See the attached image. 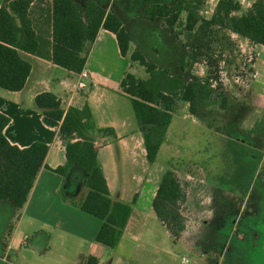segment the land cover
I'll use <instances>...</instances> for the list:
<instances>
[{"label":"crops","instance_id":"crops-1","mask_svg":"<svg viewBox=\"0 0 264 264\" xmlns=\"http://www.w3.org/2000/svg\"><path fill=\"white\" fill-rule=\"evenodd\" d=\"M87 1L80 0L84 8ZM95 1L122 19L131 36L127 55L122 54L116 33L101 28L97 38L87 44L88 57L83 69L91 74L88 87L79 88L78 72L56 64L49 56L28 52L23 55L31 62L32 69L25 87L18 91L0 87V112L10 118L4 129L9 141L21 148L36 141L44 142L49 147L45 165L38 173L26 204L18 208L11 200L0 199L2 208L19 214L17 226H12L7 241L1 246H4L6 252L21 250L24 246L30 248L37 262L30 261L29 264H42V261L47 264H87L90 257L96 258L98 264H175L172 262L176 246L173 242L191 244L207 228L203 223L191 228L187 225L182 236L175 240L157 216L153 200L165 173L160 176L150 171V165L155 162L150 163L147 159L143 133L131 97L123 90L121 83L128 72L141 79L149 77L145 66L132 59V54L137 49L150 62L170 69H182L180 60L186 51L180 37L171 29L165 17L149 19L145 17L144 10H140L145 27L160 31L158 35L161 37H155L151 47L146 49L135 37L131 22L114 5L113 0ZM151 1L175 4L178 0ZM238 1L243 10H248L256 0ZM3 2L4 0H0V5ZM218 2L219 0H205L201 14H206V18L211 17ZM36 5L50 10L52 0H39ZM49 30L51 31L50 28ZM228 34L237 42V46L260 52L256 63L258 81L254 88L247 90L253 97V105L251 104L249 113L242 115L247 120L264 111V45L231 30H228ZM45 52L50 53V48L45 49ZM202 71L205 72L203 66ZM42 92L55 94L65 111L70 107L83 111L84 119L89 125L86 133L94 142L102 143L95 146L109 184L111 198L113 202L131 205V212L121 228V236L115 247L97 240L103 220L81 208V203L89 192V188L83 184L84 170L74 165L64 176L48 168L65 165L67 155L66 145L60 134L62 120L49 117L36 103L37 95ZM222 110L227 111L225 108ZM228 114L233 126L242 119L241 115L239 117L232 111ZM197 116L207 118V112L202 109ZM205 122L211 128L207 119ZM244 132L243 129L234 128L237 135ZM135 168L143 174L137 173ZM144 185L146 188L143 191ZM156 222H160L166 230V237L158 238ZM29 228L33 235L30 242L27 239L29 233L25 232ZM162 252L167 257L160 256ZM242 258L241 255L229 259L222 256L213 264H239ZM184 260L187 261L185 258Z\"/></svg>","mask_w":264,"mask_h":264},{"label":"trees","instance_id":"trees-1","mask_svg":"<svg viewBox=\"0 0 264 264\" xmlns=\"http://www.w3.org/2000/svg\"><path fill=\"white\" fill-rule=\"evenodd\" d=\"M37 1L4 0L0 5V87L13 91L25 87L32 65L24 52L49 56L56 64L80 73L87 62V44L97 38L101 28L116 33L121 52L127 55L131 36L126 26L118 14L107 11L97 1L88 0L84 8L80 0H52L50 10L37 7ZM204 1L154 2L144 9V15L153 20L165 17L174 31L181 14L187 12L189 29L200 24L199 28L205 32L217 26L264 45V0H256L248 10H243L238 0H219L209 19L200 15ZM47 48L50 53L45 52ZM132 59L145 66L149 77L141 79L128 72L121 84L131 97L150 163L156 161L166 140L177 99L187 101L193 114L197 113L199 105L219 104L227 108V95L196 75L190 79L174 75L168 67L150 62L138 49L133 52ZM36 103L49 117L62 120L60 134L66 145L67 163L48 168L64 176L74 165L84 170L83 184L89 192L81 208L103 220L97 240L115 247L131 205L113 202L97 147L86 133L89 125L84 112L75 107L65 111L60 99L51 92L38 94ZM9 122V116L0 112V199H9L22 208L45 165L49 147L41 141L24 148L11 143L4 132ZM249 132L264 138V115ZM186 200L184 184L173 169H168L158 186L153 208L175 240L187 228L182 211ZM87 264L98 262L90 257Z\"/></svg>","mask_w":264,"mask_h":264},{"label":"rangeland","instance_id":"rangeland-1","mask_svg":"<svg viewBox=\"0 0 264 264\" xmlns=\"http://www.w3.org/2000/svg\"><path fill=\"white\" fill-rule=\"evenodd\" d=\"M113 2L131 22L135 37L146 49L151 47L155 37L161 38L160 31L145 27L141 17L140 10L148 7L151 0ZM187 15L183 12L174 26L186 51L180 60L184 67L169 70L186 79L196 75L213 89L225 93L228 106L224 112L219 104L199 105L196 114L204 109L207 112L204 118L192 115L190 104L177 99L165 144L155 163L150 165V171L156 175L162 176L168 169L176 172L187 192L182 211L188 227L203 223L207 228L191 244L173 242L176 246L172 262L213 264L222 256L229 259L241 255L239 264H264V138L249 132L264 111L247 120L242 116L249 113L253 105V97L247 90L254 88L258 81L256 63L260 52L237 46L228 30L221 27L212 26L203 32L199 24L189 29ZM200 15L206 18L201 11ZM253 72L258 73L256 78L251 76ZM230 111L242 116L235 126L228 117ZM236 127L245 132L237 135ZM134 170L143 174L141 170ZM145 188L144 185L143 191ZM18 216L17 212L0 206V264L37 262L30 248L24 246L21 250L6 252L1 246L7 241L11 228L17 226ZM156 223L158 238L166 237V230L160 222ZM25 232L29 233L30 242L32 229ZM164 255V252L160 254L167 257ZM42 264L47 262L42 261Z\"/></svg>","mask_w":264,"mask_h":264},{"label":"built area","instance_id":"built-area-1","mask_svg":"<svg viewBox=\"0 0 264 264\" xmlns=\"http://www.w3.org/2000/svg\"><path fill=\"white\" fill-rule=\"evenodd\" d=\"M251 76L256 78L258 76L257 72H253L251 73ZM91 79V74L88 70L83 69L80 73H79V81H78V85L79 88L84 89L86 87H88V81ZM94 144L96 146H100L102 143L99 141H95Z\"/></svg>","mask_w":264,"mask_h":264}]
</instances>
